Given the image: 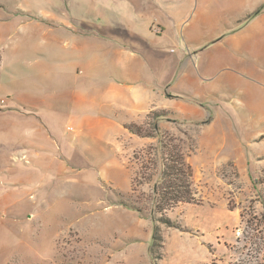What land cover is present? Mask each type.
<instances>
[{"label":"rangeland","instance_id":"1","mask_svg":"<svg viewBox=\"0 0 264 264\" xmlns=\"http://www.w3.org/2000/svg\"><path fill=\"white\" fill-rule=\"evenodd\" d=\"M197 6L0 0V264H196L208 257L204 264H231L249 249L247 231H264V138L257 140L264 134V14L239 23L230 43L231 16L197 14ZM166 19L174 31L158 34ZM112 76L188 92L175 100L198 97L201 112L186 107L188 116L212 124L160 123L151 114L135 124L153 136L133 141L121 127L123 113L101 91ZM200 138L197 164L233 154L248 168L234 160L193 165ZM177 151L192 165L196 202L205 205L187 207V216L215 230L208 248L197 232L159 220L178 224L183 214L185 203L160 212L154 192L161 153L176 164ZM130 181L129 192L114 189H129Z\"/></svg>","mask_w":264,"mask_h":264},{"label":"crops","instance_id":"2","mask_svg":"<svg viewBox=\"0 0 264 264\" xmlns=\"http://www.w3.org/2000/svg\"><path fill=\"white\" fill-rule=\"evenodd\" d=\"M259 8H264V0H198V6H197V14H205L210 15L214 13H219L220 11L225 10L230 16H231V22L234 20L233 25L230 26L231 31L228 34L227 37L224 38V41L232 42L234 38H236L238 35H235L241 28L237 27L240 26L239 23H247L250 20L257 19L258 16L264 14V10L257 15H254L255 11H257ZM159 9L161 7L159 6ZM166 24L158 26L156 28V32L158 34L164 33L170 28V20H165ZM173 28L171 27V31ZM119 49L116 48L114 50H111V54L118 53ZM124 51V50H122ZM126 54H128L129 57H137L136 53L134 52H128L124 51ZM186 58H182L184 60H190L192 58L191 53H185L184 54ZM155 58H161V53L154 54ZM139 58V56H138ZM127 59L128 62H131L135 59ZM116 62V61H115ZM127 62V63H128ZM126 63L127 67L128 64ZM241 64L236 65L237 67H240ZM246 70V69H245ZM113 79H103L102 82V89L101 91L105 95H109L112 98L113 106L116 108V110L120 113H123L124 117L121 122V127H123L126 131L130 132L132 135L131 139L133 141H136L137 135L132 133L125 125L128 123H144L149 115L151 114H157L158 117L161 119L160 123H163L164 119H177L184 122H195L201 126H211L212 120L210 119H195L193 120L192 117L188 116V108L192 110L193 112H201V110H198V107H201L199 104H201L202 100H200L198 97L193 96L191 99L195 103H187L184 101L175 100L178 97L181 96H187L190 97L188 92H185L183 90H174L172 91L168 87L164 89L163 87H158L155 85L145 86L142 83H132L127 81H118ZM109 80V81H108ZM176 87V86H175ZM169 102H172L173 104L169 105ZM188 107V108H186ZM261 111H264V108H261ZM205 137V135H203ZM139 139L146 140L148 137H142L138 136ZM264 138V134H262L260 137H258L257 140H261ZM201 140V148L197 149L198 151L194 153L190 159L195 166H214L216 163H222L227 160H234L235 163L242 169V168H248V166L245 164L244 160L245 158L240 155L234 156L233 154L227 155V156H220L219 154H216L214 158L211 157L208 160L202 159L199 164L198 160L195 159H201L200 156L203 155L205 145ZM120 143L121 141L117 142L116 145V153L120 149ZM118 156V155H117ZM119 157V156H118ZM262 157H258L260 159ZM120 159V158H119ZM122 164L125 166V163L120 159ZM114 185V184H113ZM131 181H130V187L129 189L119 187L118 185H114V189L120 190L122 192H129L131 190ZM185 206L183 208V214L181 217L178 218L179 226L184 229H190L193 230L197 237L198 242L200 245L208 248V246L215 241L216 234L215 230L209 229L210 224L207 222H200V220L192 219L189 216H187L186 210L187 207L195 206V207H205L204 204L201 203H195V202H184ZM183 204V203H181ZM233 212V211H232ZM234 214V212H233ZM232 214V215H233ZM236 215V214H235ZM205 261L202 263H199V261L196 264H204L206 261H208V258H204Z\"/></svg>","mask_w":264,"mask_h":264},{"label":"trees","instance_id":"3","mask_svg":"<svg viewBox=\"0 0 264 264\" xmlns=\"http://www.w3.org/2000/svg\"><path fill=\"white\" fill-rule=\"evenodd\" d=\"M262 8L255 11L254 15L260 13ZM151 115H149L150 117ZM158 116V115H157ZM132 133L142 137H151L152 133L144 134L141 126L135 123H128L125 125ZM157 130L158 127L155 126ZM160 147L162 150L163 140H160ZM174 155L176 159L172 160L176 164L168 163L164 154L161 153L162 159V172L159 175V181L155 184L154 192L156 194V201L159 205L160 212L162 210H169L184 202H196V196L193 189V168L190 163L185 160L184 154L177 151ZM123 205L131 209L140 211L139 208L122 202ZM154 220L156 221L155 216ZM160 221L169 224L170 226L180 227L171 221L170 218L161 216ZM158 228L154 234V239L162 240V236L158 234ZM245 245L249 247L246 253L242 252L241 255L231 264H264V231L260 230V226L253 227L247 231L245 236ZM155 261L162 257V254L153 256Z\"/></svg>","mask_w":264,"mask_h":264},{"label":"built area","instance_id":"4","mask_svg":"<svg viewBox=\"0 0 264 264\" xmlns=\"http://www.w3.org/2000/svg\"><path fill=\"white\" fill-rule=\"evenodd\" d=\"M242 236H243V230L242 229H238L236 231V238L240 239V238H242Z\"/></svg>","mask_w":264,"mask_h":264}]
</instances>
